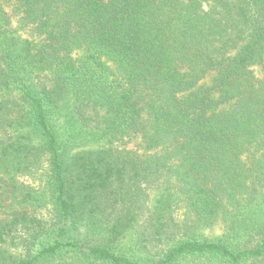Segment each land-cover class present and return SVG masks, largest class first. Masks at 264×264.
Instances as JSON below:
<instances>
[{"label":"trees","instance_id":"1","mask_svg":"<svg viewBox=\"0 0 264 264\" xmlns=\"http://www.w3.org/2000/svg\"><path fill=\"white\" fill-rule=\"evenodd\" d=\"M255 67L264 0H0V264H264Z\"/></svg>","mask_w":264,"mask_h":264},{"label":"rangeland","instance_id":"2","mask_svg":"<svg viewBox=\"0 0 264 264\" xmlns=\"http://www.w3.org/2000/svg\"><path fill=\"white\" fill-rule=\"evenodd\" d=\"M4 13H6V16H11V13L9 11V9L7 7H4ZM8 27L15 31L17 35H20L23 39H32L30 38L27 33H24V31L19 30L18 24L16 23L15 18L10 17V23L8 25ZM256 69H254V71L258 72L257 74H262L264 72L263 68L260 67H255ZM214 78V73L209 74L203 81H202V85H209L212 83V80ZM80 137V136H79ZM81 139H83V137H80ZM80 138L77 139V141L80 140ZM85 142V138L83 140ZM92 143V142H89ZM117 145V144H115ZM88 146H85L84 148H80L76 145L71 147V151L73 152H77L81 149H85ZM106 147H110L109 145H106ZM127 149H133L134 144H128ZM39 176L35 177H30L29 175H23V176H18V178L16 179L18 181V184L20 185L21 183H23L25 186H29L30 187V192L33 191L32 194V198L31 201L35 202L34 203V207L35 208V214L39 215V216H46L49 213V209H50V199H49V195L48 192L46 190V185L44 182V179H38ZM222 230H220V228L218 227V225H215L213 227H209L206 230L200 232V235L203 238H208V239H215V238H219V236L221 235ZM129 249V243L122 241L120 243H118L117 246L114 247V252L115 253H121L124 252L127 255H133V253H131L130 251H128ZM47 264H83L82 262V258L81 257H73V256H59L57 258H55L52 261H49ZM191 264H195V263H191Z\"/></svg>","mask_w":264,"mask_h":264}]
</instances>
